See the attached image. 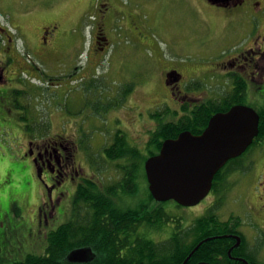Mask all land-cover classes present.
<instances>
[{
	"label": "rangeland",
	"instance_id": "1",
	"mask_svg": "<svg viewBox=\"0 0 264 264\" xmlns=\"http://www.w3.org/2000/svg\"><path fill=\"white\" fill-rule=\"evenodd\" d=\"M252 1L255 5L247 3L243 14L222 24L208 9V0H0V25L10 34L12 49L33 70L10 67L31 91L32 116L18 118L7 125L9 130H0L5 147L0 146V152H6L8 161L5 174H0V264L42 254L46 245L37 230L36 216L37 202L44 196L41 191L38 194L30 176L23 178L17 172L20 164L16 157L26 137L15 139L14 124L22 127L26 123L34 129L30 133L39 135L73 127L79 144L75 160L86 176L96 181L118 179L117 163L102 157L103 145L110 144L116 132L124 133L131 145L147 154L145 147L157 124L185 114V103L171 95L162 82L164 70L206 68L208 72L199 77L205 81L197 91L200 99L192 102L218 101L233 88L218 64L252 42L264 52V39H259L264 35V0ZM43 26L50 29L44 36ZM41 37L52 40L56 58H40L39 52L46 46ZM10 48V41L0 37V62L8 61L7 66L12 64ZM67 67L77 68L74 82L66 83L60 77ZM263 78L246 86L241 100L256 111L264 107ZM24 102L23 97L17 100L18 105ZM168 108L171 111L162 117L152 116ZM4 124L7 122L0 121V128ZM51 125L53 131L46 132ZM241 159L256 162L257 173H262L264 143L252 147ZM237 176L226 182L215 214L223 221L234 215L248 223L249 210L241 198L247 181ZM138 184L139 194L144 196L142 176ZM217 198L208 195L191 207L169 203L166 210L187 226L217 204ZM256 199L251 194V205L258 204ZM174 227L170 222L153 239L168 238ZM244 229L246 238H251L246 226ZM261 260L264 262V252Z\"/></svg>",
	"mask_w": 264,
	"mask_h": 264
},
{
	"label": "trees",
	"instance_id": "2",
	"mask_svg": "<svg viewBox=\"0 0 264 264\" xmlns=\"http://www.w3.org/2000/svg\"><path fill=\"white\" fill-rule=\"evenodd\" d=\"M244 92V84L233 83L232 90L218 101L206 100L191 106L183 104L184 115L177 120L159 122L151 132L145 147L147 154L131 145L124 133L116 132L111 143L103 145L102 157L117 163L115 168L120 177L111 182L85 181L79 185L71 220L47 233L42 254H28L12 264H182L201 241L211 237L201 243L186 264H245L230 258L231 240L223 236L231 231L229 227L238 226V218L223 221L213 209L190 225L182 226L180 219L173 218L166 210L173 201L155 202L147 183L145 195L140 196L138 184L141 176L146 182L145 160L158 153L164 140L175 138L183 131L200 134L212 115L242 104ZM170 111L168 108L152 116L159 118ZM257 112L258 135L247 151L264 143V107ZM235 160H230L227 165ZM213 187L217 190L216 182ZM139 213L142 219L137 220ZM170 222L175 224L170 236L155 241L152 236L166 230ZM141 224L142 234L136 232ZM83 251H86L85 255L81 253ZM77 252H80V259H74ZM230 255L240 256L233 249ZM248 260V264H264Z\"/></svg>",
	"mask_w": 264,
	"mask_h": 264
},
{
	"label": "flooded vegetation",
	"instance_id": "3",
	"mask_svg": "<svg viewBox=\"0 0 264 264\" xmlns=\"http://www.w3.org/2000/svg\"><path fill=\"white\" fill-rule=\"evenodd\" d=\"M209 10L212 15L217 16L221 20V23L230 21L234 15L243 14L248 4H254L252 0H208ZM227 19V20H222ZM41 34L49 33V26L41 27ZM97 31L94 32V37L98 38ZM0 37L7 38L10 41V60L11 65L7 66L8 61L0 62V121H6L7 124L2 125L4 131L9 130V124L15 123V120L25 119L26 116L31 115L30 108V96L31 91L27 86H23L15 75V69L24 70L29 72L33 70L27 66L25 61L21 59L19 54L12 49V38L5 29L0 25ZM264 35L259 36V39ZM44 39V40H43ZM40 41H44L45 47L41 48L39 56L42 59H50L57 57V50L54 48V43L48 40L47 37H41ZM224 69L226 78L230 79L232 83H240L248 86L257 82V79L264 77V52L260 49H256V43L252 42L248 46L242 47L236 55L228 57L226 60L218 64ZM13 67L15 69H8ZM217 70V69H216ZM214 70V72L216 71ZM207 69L189 68L184 70L168 69L162 72V82L166 85L167 90L178 100L194 104L192 101L200 99L197 95V90L202 87V83L205 81L199 79L200 76L206 74ZM78 74L77 68H66L64 74L61 75L62 79H66V83L74 82L75 76ZM59 77V78H60ZM264 81V78L263 80ZM62 85V83H61ZM199 92V91H198ZM23 97L25 102L23 105H18L17 100ZM18 108L15 109V107ZM58 116V115H57ZM54 117V116H52ZM52 117L51 120H52ZM45 120H47L45 118ZM60 120V119H59ZM51 122L50 119L48 120ZM52 124V123H51ZM16 128L15 139L26 137L25 142L22 144L19 142L18 146L21 148L20 156L16 157L20 164V168L17 172L22 174L23 178L30 176L35 184L38 194L42 193L43 199H40L36 207V216L39 219V228L37 230L41 233L42 239L46 242V235L53 229L54 225L59 223V226L71 220L74 209L75 192L79 185L85 181L96 182L91 179L90 175H87L82 171V168L76 162V152L79 150V144L75 141V129L69 127L67 129H61L58 127L54 134H33L30 130L33 127L26 123L20 127L18 124H14ZM34 130V129H33ZM53 131V126L47 128V131ZM4 142L0 141V146ZM5 148V147H3ZM22 153V154H21ZM242 156L237 157L236 160L228 166L222 167L213 177L212 187L209 192V196H218L217 204L211 203L212 207L209 210H215V206L220 204L221 199L224 197V187L231 177L238 175L243 180L247 181V185L242 187L243 193L241 198L249 210L248 223L240 221V216L233 215L234 218L239 219L237 227H229L231 231L223 234L225 238L231 240L230 249L237 252L240 256L232 255L230 257L233 260L242 261L248 258L257 262L264 263L262 253L264 252V169L262 173H257L258 164L252 160L241 159ZM6 152L2 150L0 152V174H5L7 169ZM18 180L19 176L16 175ZM89 176V177H88ZM218 185L217 190L214 189L213 183ZM227 182V183H226ZM1 193V192H0ZM253 195L256 199L257 205H251L249 197ZM34 196V194H33ZM34 201V197H33ZM142 214H137L136 219H142ZM246 226L249 239L246 238L245 229ZM136 232L142 234V224L137 227ZM81 257V256H80ZM79 257V259H80Z\"/></svg>",
	"mask_w": 264,
	"mask_h": 264
},
{
	"label": "water",
	"instance_id": "4",
	"mask_svg": "<svg viewBox=\"0 0 264 264\" xmlns=\"http://www.w3.org/2000/svg\"><path fill=\"white\" fill-rule=\"evenodd\" d=\"M258 125L259 114L249 106L237 104L212 115L198 135L183 131L175 138L164 140L158 154L144 162L152 198L158 203L174 201L182 207L199 204L210 192L217 171L252 144L258 135ZM208 239L212 237L203 241ZM203 241L182 264H186ZM78 253L74 259H79ZM81 253L85 255L86 251Z\"/></svg>",
	"mask_w": 264,
	"mask_h": 264
},
{
	"label": "bare ground",
	"instance_id": "5",
	"mask_svg": "<svg viewBox=\"0 0 264 264\" xmlns=\"http://www.w3.org/2000/svg\"><path fill=\"white\" fill-rule=\"evenodd\" d=\"M218 88V87H217ZM228 94V93H227ZM224 96V95H223Z\"/></svg>",
	"mask_w": 264,
	"mask_h": 264
}]
</instances>
